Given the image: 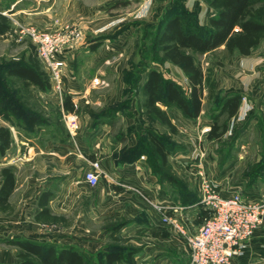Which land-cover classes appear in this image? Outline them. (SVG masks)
Returning <instances> with one entry per match:
<instances>
[{
	"label": "trees",
	"instance_id": "trees-1",
	"mask_svg": "<svg viewBox=\"0 0 264 264\" xmlns=\"http://www.w3.org/2000/svg\"><path fill=\"white\" fill-rule=\"evenodd\" d=\"M203 1L214 10L206 24L200 23L197 12L188 10L183 0H171L157 22L144 23L145 27L153 28L152 48L156 49L155 56L147 54L146 48L138 49L144 60L135 63L133 60L128 61L129 68L123 71L125 87L122 93L124 97L132 91L141 94L143 97L141 103L138 104L130 98L122 99L100 114L112 117L117 112L125 110L129 112L132 103L137 105L141 117L149 119L148 126H140L139 130H136L134 125L129 126L126 134L130 136L131 133H135L136 142L114 152L113 158L117 163H131L145 157L152 174L176 186L182 205L186 206L195 205L199 201V196L188 190L182 180L169 173L168 158L181 148L173 139L178 131L172 121L174 111H179L187 119H196L203 110L207 77L196 60V55L213 53L223 46V51L227 55L248 56L264 39V22L261 20L264 17V0ZM12 30V22L0 9V38L10 34ZM146 33L144 32V36ZM105 38L110 37L101 36L93 39L95 44L92 45V49ZM165 62L181 69L186 77L188 89L174 79L164 76L158 65ZM41 64L36 47L32 43L26 61L0 64V114L6 117L18 134L23 133L27 138L48 130L49 139L66 142L69 134L61 119V113L77 111L68 92L63 93L61 103L57 104V115L54 119L44 116L40 110L33 109L27 101L25 102L32 87L40 92H47L52 87L50 77ZM12 83L15 88L11 86ZM211 88L212 93L217 92L213 85ZM241 100L242 95L239 93L220 97L218 102L220 112L225 113L228 118L232 117L238 110ZM161 105L165 109L161 108ZM143 121L142 119L141 123ZM155 122L164 126L166 132L157 131L152 126ZM226 129V123L219 124L216 119L211 124L206 138L220 140ZM44 140L45 137L38 142L43 143ZM12 143L10 127L0 125V158L11 148ZM254 166L252 172L246 171L245 174L248 178V187L264 174V148L260 161ZM161 167L169 169L168 173H164ZM0 175L2 177L0 210H6L10 208L8 197L15 187V176L10 167H2ZM49 199V192L40 195L38 200L40 210L34 217L36 221L45 225L57 224L61 219L52 215L48 207ZM208 214V211L199 208L200 219L204 220ZM124 225L125 221H119L107 230L116 242L121 241L116 234ZM7 240L6 243L19 248L16 264H133L134 256L139 250L138 247L118 243L106 244L92 252L74 244H58L36 238L19 237Z\"/></svg>",
	"mask_w": 264,
	"mask_h": 264
},
{
	"label": "rangeland",
	"instance_id": "rangeland-1",
	"mask_svg": "<svg viewBox=\"0 0 264 264\" xmlns=\"http://www.w3.org/2000/svg\"><path fill=\"white\" fill-rule=\"evenodd\" d=\"M149 2H153L152 7H150ZM170 2L171 0H130L118 4V7L108 9V12L111 10L110 14L117 15L119 18L118 25L115 28H118L121 24H127L128 26L132 25V29H130V34L132 33V35L128 36L120 46L121 53L111 55L108 57L107 62L102 60L96 62L95 67L90 66L91 63L94 62V55H96L97 51L90 50V46L84 47L85 42H81L83 37H81V39L69 49L72 51L71 67H73L74 78L78 84H80L79 89L75 91L73 95L77 111L71 113L78 118V122L79 120H82V124L78 123L76 132L78 135H80V133H88L87 135H84V138L80 137V142L83 141L85 145L89 147L91 146V148L98 145L99 148L98 150L96 149L95 153H97L98 157L103 160L105 159L106 154L109 155L110 152H118V149L127 144L129 140L127 141L126 138L122 139L120 137L121 132L125 133L124 131L126 130L127 125L134 123L138 128H140V126H148L147 122L145 123L143 121V123H141L143 119L141 117L142 114L138 111V108H136L137 105L135 106L133 103L129 112L128 110L117 112V114L112 117H106L107 114H100L109 109V106L122 99L130 98L131 100L138 102V104L141 103V99L143 98L141 94L132 91L124 97L122 94L123 91H118V64L125 58L126 64L127 61L130 60H133L134 63L141 59L144 60L138 50L140 47H143L144 49L146 48L147 54L149 53V55L155 56L154 51H156V49L152 48L153 28L145 27L144 23H149L151 21L157 22L165 7H167ZM142 3H146L149 7H140L142 6ZM183 4L190 11L195 10L200 18H202V16L205 17L208 14V9L206 8L207 5L203 0H183ZM65 15L64 19L65 17H68L69 24L72 23L71 20L79 19L78 16L73 13ZM10 21L13 25L14 20L11 18ZM144 32H147L146 34H148H145L146 38ZM115 37V35L110 36L109 39L112 41ZM103 41L104 39L98 43L101 44ZM31 43L32 42L29 38L20 36L14 30L13 25L12 32L0 38V64L26 61L30 52ZM235 56L236 55H227L223 51V47L213 53L196 55V60L201 65L207 77V84L203 98V110L199 117L196 119H188L187 122L178 120L175 117V113L172 115L174 123L178 129L177 134L173 139L180 142V145L182 146L180 152L182 155L181 161L176 160L177 157L175 158L174 155H171L168 158L170 171L169 169L167 170L169 173L171 172L175 177L182 180L186 184L187 189L195 194L197 193L198 196L202 194L201 184L204 180L208 181L212 189L222 195L223 193L229 194L232 191H240L242 194H245V192H252V188L249 189L247 185L248 178L245 177V174L246 171L251 170L250 172H252L255 167L254 165L260 161L262 157L264 148L263 101H259L257 98L255 100L253 97L250 98L251 108H248L239 119H230L225 113L220 112L221 109L218 103L219 98L227 94H236L238 93L236 90L240 88V84L244 85V87L248 84L246 78L250 76V71L243 69L240 59ZM149 62L151 65L152 62L150 59ZM41 65V67L45 69L43 63ZM128 66L129 65H126L127 68H129ZM158 67L163 71L164 76L174 79L183 85L185 89H188V83L185 76L181 75L177 68L173 67L168 62L159 64ZM103 76L106 81L102 79ZM18 84H20V81ZM211 85L217 90L216 93L211 92ZM11 86L15 88L13 83ZM244 87L243 89L245 90L241 93L239 92V94L244 96L247 99L246 101H248V98L252 96V94ZM29 90L30 91L27 94L28 98L25 102L27 101V104L33 109L40 110L44 116L54 119L57 115V103L51 102V98H47L48 95L50 97V94H48V92L36 91L33 87ZM67 90H69V88L67 89L66 86L63 88L62 93L67 92ZM52 91L57 94L54 87L52 88ZM262 95H264V92ZM161 107L165 108L163 105H161ZM128 113H132V115ZM61 114V119L63 120L64 114ZM216 119L219 124L226 123L227 129L220 140H209L206 138V135L210 130L211 124ZM0 125L9 126L12 134L14 133L13 135L17 136V130L15 127L11 126L9 121L2 114H0ZM47 133L48 130H43L32 135L30 138L35 136V139L38 142L43 137H47ZM21 135V137H26L23 133H21ZM18 147L24 149L25 146H22L19 142ZM79 147L81 148V146ZM78 149L79 148H74L76 152L79 151ZM85 151L88 150L85 149L84 152ZM81 166L82 165H76L74 167L76 175L80 174L82 170ZM161 168L164 173L167 172L166 169L163 167ZM23 174H31L38 178L43 177L48 180L53 177L51 175L54 174V170L51 168L49 162L43 161L38 162L35 166H26L23 170ZM59 174H61V171ZM155 177L157 180L152 184V187H159L158 189L167 191V194L170 195V197L178 194L176 186L166 180L160 179L159 176ZM107 178L109 180L108 176H101L100 184H102V186L104 182H107ZM116 187H118V185ZM94 188L90 189L91 191L88 193V196L84 195L75 200V206L71 209V213L64 214V217L68 219V221L72 223L73 221L70 218L77 216V214L81 212V208L87 199L86 197L93 199V196L97 194V192L93 191ZM262 188L264 189V174L256 180L252 193H262V191H264ZM113 190L108 197L110 199L108 206H105V200L102 201L100 199L98 204H91L89 209H87L86 206L84 207L86 208V212H88H85L86 214L83 220L85 223L84 229L85 231L91 232L92 235L83 232L81 225L83 221H81V223L80 221H76L73 239L68 236H61V239H58L56 236L57 234L65 235L73 228L66 230L67 226L56 224L46 225L40 231L42 233L41 237L56 242L59 240L61 243H72L81 248L86 247V250L92 252L101 249L106 244L119 243L120 245L138 247L136 242L143 243L146 241L145 238H138L137 236L130 237L128 235L127 237H123L119 232L116 235L121 238V241L116 242L112 236L110 237L109 232H107L111 225L123 221V219L118 218V189L113 187ZM120 196V200L124 205V210L127 208V204L131 205V203H136L141 206L143 203L138 202L139 198H137V196L130 190H125ZM146 196L150 199L153 198L152 196H149V194H146ZM262 196L264 195H261V197ZM66 215H68V218ZM85 237H90L92 240L88 241ZM99 238L102 239L101 244L96 245L93 243L94 240ZM74 239L76 242L73 241Z\"/></svg>",
	"mask_w": 264,
	"mask_h": 264
},
{
	"label": "crops",
	"instance_id": "crops-1",
	"mask_svg": "<svg viewBox=\"0 0 264 264\" xmlns=\"http://www.w3.org/2000/svg\"><path fill=\"white\" fill-rule=\"evenodd\" d=\"M128 1L130 0H0V9L3 10V14L7 15L9 19L12 18L14 21L37 27L41 30L60 29L68 23L69 18L65 17L64 19L65 14L69 15V13H73L77 15L79 19H73L71 21L72 23H76L73 25L81 28L83 32L81 42H85L84 47L90 46V50L97 51L96 55H94V62L90 65L91 67H95L96 62L102 60L107 62L108 57L111 55L121 53L120 46L128 36L132 35V33L130 34L132 25L121 24L118 28H115L118 25L119 18L117 15L110 14L111 10L108 12V9H113L114 7H118V4ZM152 4L153 2H149L150 7H152ZM141 5L140 7H149L146 3H142ZM206 8L208 9L207 16L199 17L200 23L202 24H206L208 17L214 14V10L208 5ZM261 20L264 22V17ZM114 35L117 38L115 37L112 41L109 38H105L103 43L92 49V45L95 44L93 39L96 37H110ZM71 53L72 51L66 53L67 61L63 70V88L66 86L67 89L69 88L67 92L72 96L74 102L73 95L79 89L80 84L74 78L73 67H71ZM235 57L240 59L243 69L250 71V76L246 78V81H248L246 87L240 84V88L236 91L241 93L245 90L243 89L244 87L251 92L252 96L249 95L248 101L242 96L243 99L240 102L238 110L230 119L241 118L246 110L251 108L250 98L252 97L264 103V95H262L264 92V39L250 55H236ZM118 65V91L122 92L125 87L123 71L127 68L128 61L126 64L125 58ZM171 65L177 68L181 75L185 76L179 67L173 64ZM111 70L114 71L113 69ZM102 79L106 81L104 76ZM52 88L53 84L51 89L47 91L50 94V97L48 95L47 98H51V102L60 104L62 100L52 91ZM62 113L64 114L63 123L69 134L66 142L53 141L51 138L49 139L48 134L43 143H38L35 137H21L22 135L18 133L15 136L13 133L11 148L0 158V169L2 167H10L15 176V187L8 197L10 208L0 210V263L16 264L18 262L16 254L19 248L16 245L6 243L8 241L7 239L22 237L52 241L48 238L41 237L42 233L40 231L46 225L41 224L34 218L40 210L38 200L43 192L50 193L48 207L52 215L61 218L58 222L59 224L57 223L56 225L67 226L66 230L73 228L65 235L57 234V238L61 239V236H68L73 239L75 222L80 221L81 223L84 220L85 214L88 213L84 207L86 206L89 209L91 204H98L100 199L102 201L105 200V206H108L110 202L108 197L114 187L118 189V218L125 221V225L121 228L119 234L123 237H127L128 235L130 237L137 236L138 238L142 237L146 239L143 243L136 242L139 250L134 256L133 264H186L189 254V245L186 237L176 231L171 223H164L162 221V214L152 207L151 202L157 201L174 205L176 212L169 213V215L174 214L176 217H183L188 234L196 233L203 222L198 217L199 208L196 205H182L179 193L170 197L167 191L160 190L158 189L159 187H152V184L157 179L155 177L156 175L152 174L150 167L145 162V157H141L131 163H117L113 158V152H110L109 155L106 154L104 160L99 158L97 153H95L96 149L98 150L99 148L98 145L91 148V146L85 145L83 141L80 142V137L84 138V135L88 134L86 132L85 134L80 133L78 135L76 132L78 123L82 124V120L78 122V118L75 117V125L72 128H68L66 124V114L68 113H64L63 111ZM174 113L178 120L188 121L179 111L176 110ZM143 120L145 123H149L147 117L144 116ZM172 121L174 123V119ZM131 125H134V123L127 125L126 130ZM134 126L136 130H139L136 125ZM152 126L157 130L159 129V132H166V128L160 123L155 122ZM126 130L124 131L125 133L121 132L120 136H122V139L126 138L127 141L129 140L126 144L127 146L134 145L136 142L135 133H131L128 136ZM176 141L180 144L178 140ZM19 142L22 146H25L24 149L18 147ZM74 148H79V151L76 152ZM85 149L88 151L84 152ZM180 151L179 149L177 153L173 154L175 158L177 157L176 160L178 161H181L182 154ZM94 160L99 161L101 168L109 177V180L107 178V182H104L103 186L100 184V179L99 184L95 188L83 180L84 170L88 168L89 161ZM43 161L50 163L51 168L54 170V174L51 175L53 177L46 180L43 177L38 178L31 174H23L26 166H35L38 162ZM76 165H82V170L78 175H76V171L74 170ZM60 171L61 174H59ZM1 183L2 177L0 175V186ZM116 184L118 187H116ZM253 187H255V183L249 187V189L252 188V192ZM92 188H94L93 191L97 192V194L93 196V199L86 197L87 199L81 208V212L77 216L70 218L73 221L71 223L64 217V214L71 213V209L75 206V200L84 195L88 196ZM125 190H130L134 193L139 198L138 202H143L141 206L136 203H131V205L127 204V208L124 210L120 195ZM252 192H245V194L252 199L264 197H261V195H264V191L258 194H253ZM146 194H149L153 198H148ZM66 216L68 218V215ZM81 225L83 232L92 235L91 232L85 231L84 221ZM85 239L88 241L92 240L90 237H85ZM73 241L76 242L75 239ZM101 242V238L93 241L96 245L101 244ZM57 243L72 244L61 243L59 240ZM83 249L87 248L83 247ZM233 263L264 264V219L247 241L244 253L240 256L233 257Z\"/></svg>",
	"mask_w": 264,
	"mask_h": 264
},
{
	"label": "built area",
	"instance_id": "built-area-1",
	"mask_svg": "<svg viewBox=\"0 0 264 264\" xmlns=\"http://www.w3.org/2000/svg\"><path fill=\"white\" fill-rule=\"evenodd\" d=\"M14 30L29 38L36 47L38 57L45 66L53 87L60 100L63 97V70L67 61V52L82 37L79 26L67 24L60 29L48 31L14 21ZM68 128L75 125V116L66 114ZM101 176L107 174L98 160L89 161L83 172V180L96 187ZM202 194L195 204L208 211V216L194 234H188L185 219L175 213L174 205L152 201L151 205L162 214L164 223L184 235L189 245L186 264H234L233 257L244 253L247 241L264 219V197L252 199L240 191L222 195L212 189L209 182L201 184Z\"/></svg>",
	"mask_w": 264,
	"mask_h": 264
}]
</instances>
